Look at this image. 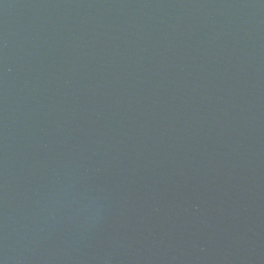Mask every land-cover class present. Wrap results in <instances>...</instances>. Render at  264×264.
Masks as SVG:
<instances>
[{
	"label": "water",
	"instance_id": "water-1",
	"mask_svg": "<svg viewBox=\"0 0 264 264\" xmlns=\"http://www.w3.org/2000/svg\"><path fill=\"white\" fill-rule=\"evenodd\" d=\"M0 264H264V0H0Z\"/></svg>",
	"mask_w": 264,
	"mask_h": 264
}]
</instances>
